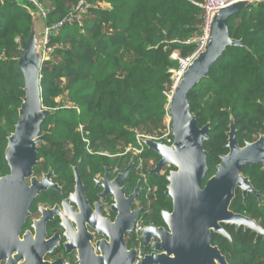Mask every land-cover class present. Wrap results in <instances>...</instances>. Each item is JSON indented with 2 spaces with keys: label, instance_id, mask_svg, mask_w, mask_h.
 Masks as SVG:
<instances>
[{
  "label": "trees",
  "instance_id": "trees-1",
  "mask_svg": "<svg viewBox=\"0 0 264 264\" xmlns=\"http://www.w3.org/2000/svg\"><path fill=\"white\" fill-rule=\"evenodd\" d=\"M37 1L47 11L42 18L45 25L59 21L78 2ZM86 2L82 26H66L55 33L49 42L53 51L41 65V103L50 114L41 125L43 139L35 150L32 177L49 173L58 189H48L33 206L60 205L73 193L75 173L92 205L102 190L96 186V178L109 171L112 180L130 166L121 186L126 194L139 186L134 205L140 211L137 218L145 227H165L161 213L172 211V200L165 195L167 177L175 169L170 166L165 167L164 174H150L153 165L144 162L136 170L138 158L131 153L121 154L136 145V131L150 136L160 134L167 101L163 92L170 84L169 70L176 67L169 56L177 50L185 57L195 50L194 43L184 42L200 34L203 10L192 2L202 0ZM23 3L0 0V178L9 174L4 154L24 97L18 60L35 9ZM227 28L229 38L240 45L227 46L187 98L198 128H208L202 145L206 180L216 173L221 157L229 152L230 125L240 148L264 136V1L250 2L231 15ZM60 98L79 112L61 108ZM79 126L84 128L83 137L89 141L91 154L86 151ZM142 157L152 164L160 159L146 147ZM241 175L258 196L248 192L243 197L237 188L229 211L252 220L264 232V168L258 164L244 167ZM221 226L229 238L212 233L211 246L228 264H264V234L243 226ZM133 240H126L128 249Z\"/></svg>",
  "mask_w": 264,
  "mask_h": 264
},
{
  "label": "water",
  "instance_id": "water-1",
  "mask_svg": "<svg viewBox=\"0 0 264 264\" xmlns=\"http://www.w3.org/2000/svg\"><path fill=\"white\" fill-rule=\"evenodd\" d=\"M247 2L250 3L248 0L232 3L212 17L209 41L204 51L188 67L169 102L172 144L166 146L161 142L144 141L147 149L155 151L160 157L154 168L149 169L150 174L158 175L168 165L175 170L169 173V184L165 192L172 200V211L161 213L165 227L148 225L144 228L141 238L143 245L148 246L152 239L155 242L152 254L147 255L141 264H226L219 250L211 246L212 233L229 238L222 224L233 225L235 228L243 226L258 235L264 234L252 220L229 211L237 188L241 190L243 197L248 192L258 196L248 179L241 175V171L254 164L264 168V136L240 148L236 142V131L230 125L227 145L229 152L221 157L216 173L206 180V153L202 145L207 139L208 128H198L196 120L190 114V102L187 100L191 90L207 77L212 64L224 49L230 45H240L229 38L227 20L244 9ZM27 10L30 12L28 8ZM37 22L43 24L41 34L35 30ZM44 28L40 13L34 10L31 31L18 60L23 77L24 97L14 133L8 138L4 154L9 174L0 178V262L19 248L17 236L35 197L55 188L49 181L34 183L31 187L26 184L36 165V147L43 139L40 135L41 125L50 114L42 106L40 90ZM129 167L112 180L108 172H105L103 181L97 183L102 189L99 196L103 199L111 196L113 199L110 210L116 216L112 223L102 217L103 207L99 202L93 208L88 204L80 179L75 173L76 191L61 204L74 200L79 210V214L66 210L76 224L75 231L72 224L64 220L68 237L75 240L74 244L67 247L79 250V261L76 264L134 263L135 252L127 251L124 237L140 212L139 209L130 211L138 196L139 186L125 197V188L121 184ZM44 222L45 220L42 224ZM87 227L107 240L96 243L95 250L101 254L99 256L94 254V248L90 245L91 237L86 231ZM26 253L24 250L23 255L28 257ZM28 260L32 259L28 257ZM8 264L13 263L10 261ZM35 264H40V256Z\"/></svg>",
  "mask_w": 264,
  "mask_h": 264
},
{
  "label": "built area",
  "instance_id": "built-area-1",
  "mask_svg": "<svg viewBox=\"0 0 264 264\" xmlns=\"http://www.w3.org/2000/svg\"><path fill=\"white\" fill-rule=\"evenodd\" d=\"M29 5L33 7L37 12L40 13L42 18H45L47 15V11L42 7V5L37 0H27ZM239 0H202V3H195L192 2L194 5L199 6L203 10L202 16V24L200 26V34L195 38L184 42V44H191L194 43L196 45L195 50L188 56H181L179 51H173L169 58L176 63V67L169 70L170 75V84L167 89L164 90L163 95L166 97L167 101L163 106V113H162V121L161 127L159 131V136H150L145 135L141 132H135V142L136 145L134 147H127L121 155H125L127 153H131L138 158V166L136 170L141 169V166L144 162H147L146 159L142 157L144 150H145V140L153 141L157 143H164L166 146H170L172 144V114L169 108V102L171 96L176 89L179 82L182 80L184 73L188 70V67L193 63V61L198 57L200 53H202L209 41V31H210V23L212 17L217 14L222 9L226 8L232 3H235ZM248 1H264V0H248ZM88 7L86 0H78L75 6L72 8L71 12L62 17L59 21L52 23L50 25H45L43 31V44H42V63L47 61L53 51L52 46L49 45L51 38L54 36L55 33L60 31L66 26L71 25H78L82 26V17ZM62 99L60 98L59 101ZM61 108L63 109H74L76 112H79L78 108L69 104L68 102L64 101L61 104ZM83 126L78 127V131L82 135V141L87 145L86 151L87 153L91 154V151L88 149L89 141L83 137ZM147 148V147H146ZM150 165L154 167L155 164H152L151 161ZM144 182H146L145 175H142ZM103 181V180H102ZM101 182V181H99ZM134 219L132 222V226L130 230L127 232V236L134 239L137 242V249L133 250L135 252V260L133 264H141L142 260L147 256L150 255L145 254L143 252L144 245L141 240L142 233L145 228L142 225V222L137 218ZM155 241L152 239L149 241L148 246H150V251L153 252L152 246ZM142 250V251H141Z\"/></svg>",
  "mask_w": 264,
  "mask_h": 264
},
{
  "label": "flooded vegetation",
  "instance_id": "flooded-vegetation-1",
  "mask_svg": "<svg viewBox=\"0 0 264 264\" xmlns=\"http://www.w3.org/2000/svg\"><path fill=\"white\" fill-rule=\"evenodd\" d=\"M106 172H108V175H109V171H106ZM43 176H47L48 181L52 184L51 175L49 173L46 175H43ZM103 178H104V175L96 178V180H95L96 186H97V183L99 181L103 180ZM80 182H81V180H80ZM55 188L58 189V187H56V186H55ZM46 191L41 192L38 196L35 197V199L40 197ZM74 191H76V177H75V175H74V190H73V192ZM83 191H84V189H83ZM130 194H126V191H125V197L129 196ZM83 195L86 198L84 192H83ZM99 195H100V193L98 194V200L91 203L92 205H90L87 198H86V201L88 202V204L92 208H93L94 204L97 202H99L103 208L106 207L102 211V215H103L102 217L107 219L110 223L114 222V219L116 216L115 213L113 211H111L110 209H108V211L106 212V209L110 208V206L113 203V200L111 199L112 197L107 196L105 199H103ZM76 196H77V194H76ZM34 200H33L32 204L30 205V207L28 208L27 215L25 217V220H24L22 227L19 231V234L17 236V240H16L17 242L16 243L18 244L19 248L16 249L15 251H13L9 257H7L3 261H1L0 264H8L13 259H15V262L12 261L13 264H35L38 256H40V264H68V263L69 264H71V263L76 264L77 261L75 260L74 254L77 253L76 258H77V260H79L78 259V256L80 255L79 250L77 248L68 249L67 245L74 244L75 240L70 239L68 237L66 225L63 223L64 224V227H63V225L61 224L60 217L58 215H56V214L55 215L54 214L53 215L52 214L47 215L45 213L42 214V212H41V210L42 211L48 210V212H51V210L59 209L61 204H60V206L58 205V206H55L53 208L46 207V205H35V206H33ZM107 200L109 203L107 202ZM135 201H136V199L134 200V202L130 208V211L134 210ZM107 206H109V207H107ZM111 216H113V219L111 218ZM43 220H45L44 224H42ZM70 224H72V223L70 222ZM131 226H132V224H131ZM131 226H130V228H131ZM75 227H76V224H75ZM130 228H129V230H130ZM63 229H65V233H64ZM73 230L75 231L74 227H73ZM39 232H40V239H39ZM127 232H126V235L124 237V243H125L127 251H129V250H131V248L128 249L127 245H126V240L128 239ZM27 233H31L33 237L26 236ZM56 235H58L57 240L54 239V237ZM61 236H62V239H61ZM65 239L67 241H65ZM144 249L150 250L151 248H150V246H145ZM24 250L27 252L26 255L28 257H30L32 260H28V257L23 255ZM149 254H152V251H150ZM18 256H20L22 258L18 259L17 258ZM226 264H228V263L226 262Z\"/></svg>",
  "mask_w": 264,
  "mask_h": 264
},
{
  "label": "rangeland",
  "instance_id": "rangeland-1",
  "mask_svg": "<svg viewBox=\"0 0 264 264\" xmlns=\"http://www.w3.org/2000/svg\"><path fill=\"white\" fill-rule=\"evenodd\" d=\"M22 2H25V3H23L24 5H27L28 4V1L27 0H21ZM27 2V3H26ZM251 2V1H250ZM247 3H249V2H247ZM39 53V52H38ZM173 69V68H172ZM64 101H66L65 99H62V102H64ZM155 136H159V134L158 135H155ZM262 142V141H261ZM154 154H156V155H158L155 151H153V150H151ZM148 163H150L149 161H147ZM171 165H168V166H166V167H170ZM173 167V166H172ZM165 169V167L162 169V170H160V172H159V174L158 175H160V174H162L163 173V170ZM173 169H175L174 167H173ZM172 171H174V170H172ZM164 174V173H163ZM169 176V175H168ZM47 176H43V177H30L29 179H27L26 180V184H27V186L28 187H31L34 183H43V182H46V181H48L47 180ZM168 178V177H167ZM112 199V198H111ZM113 200V199H112ZM107 202H108V200H107ZM109 203V202H108ZM134 205H137V201H135V203H134ZM60 206V205H59ZM107 207H109V206H107ZM106 208V207H105ZM105 208H103V210L105 209ZM67 209H69V210H71L72 211V213H74V214H79V210H78V207H77V205H76V203L74 202V200H72V201H66V202H64V204H61V206L59 207V209H55V210H51V212H48V210H41V212H42V214H47V215H58L59 217H60V220H61V224L63 225V227H64V220H68V221H70L71 223H72V226L74 227V229H75V224H74V222L72 221V219H70V217L67 215L68 213H67ZM108 209H110V208H107L106 209V212L108 211ZM102 210V211H103ZM103 216V215H102ZM104 218V217H103ZM107 220V219H106ZM64 230V233H65V229H63ZM76 230V229H75ZM86 231H87V233L90 235V237H91V240H89L90 241V245L94 248V254H96V256H99V255H101L99 252H97L96 250H95V248H96V243L97 242H99V241H104V242H107V240L106 239H104L102 236H98L96 233H95V231H93L92 229H90V228H86ZM31 235V236H30ZM26 236H28V237H33L32 236V234L31 233H27L26 234ZM54 239L55 240H57L58 239V235H56L55 237H54ZM61 239H62V236H61ZM65 241H67L66 239H65ZM134 241V240H133ZM137 249V242H132L131 243V250H136ZM142 251V250H141ZM146 254H148V253H146ZM77 253H75L74 254V257H75V260L76 261H79V260H77ZM79 257V256H78ZM12 261H14L15 262V259H13ZM69 264V263H68ZM71 264H73V263H71Z\"/></svg>",
  "mask_w": 264,
  "mask_h": 264
},
{
  "label": "crops",
  "instance_id": "crops-1",
  "mask_svg": "<svg viewBox=\"0 0 264 264\" xmlns=\"http://www.w3.org/2000/svg\"><path fill=\"white\" fill-rule=\"evenodd\" d=\"M42 26L43 24L41 22H37V24L35 25V30L38 34H41L42 32Z\"/></svg>",
  "mask_w": 264,
  "mask_h": 264
},
{
  "label": "bare ground",
  "instance_id": "bare-ground-1",
  "mask_svg": "<svg viewBox=\"0 0 264 264\" xmlns=\"http://www.w3.org/2000/svg\"><path fill=\"white\" fill-rule=\"evenodd\" d=\"M239 1H244V0H239Z\"/></svg>",
  "mask_w": 264,
  "mask_h": 264
}]
</instances>
